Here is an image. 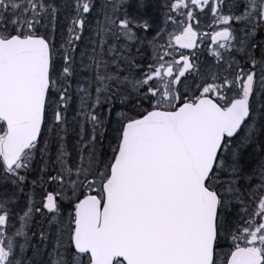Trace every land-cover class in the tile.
Returning a JSON list of instances; mask_svg holds the SVG:
<instances>
[{"label":"snow or ice","instance_id":"1","mask_svg":"<svg viewBox=\"0 0 264 264\" xmlns=\"http://www.w3.org/2000/svg\"><path fill=\"white\" fill-rule=\"evenodd\" d=\"M0 264H264V0H0Z\"/></svg>","mask_w":264,"mask_h":264}]
</instances>
